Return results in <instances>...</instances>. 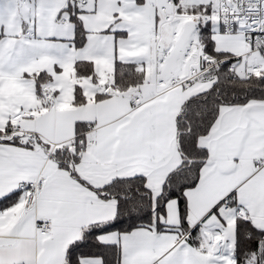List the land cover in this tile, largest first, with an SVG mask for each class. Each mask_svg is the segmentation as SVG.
<instances>
[{"label":"snow or ice","instance_id":"1","mask_svg":"<svg viewBox=\"0 0 264 264\" xmlns=\"http://www.w3.org/2000/svg\"><path fill=\"white\" fill-rule=\"evenodd\" d=\"M0 264H264V0H0Z\"/></svg>","mask_w":264,"mask_h":264}]
</instances>
